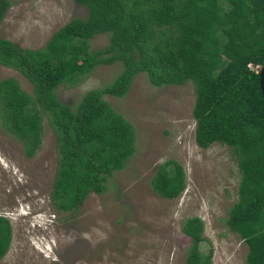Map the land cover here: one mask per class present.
I'll return each mask as SVG.
<instances>
[{
    "label": "trees",
    "instance_id": "1",
    "mask_svg": "<svg viewBox=\"0 0 264 264\" xmlns=\"http://www.w3.org/2000/svg\"><path fill=\"white\" fill-rule=\"evenodd\" d=\"M74 1L86 7V18L70 19L40 48L0 37V64L19 71L33 92L12 77L1 79L0 124L33 156L46 113L58 149L53 206L70 212L90 192H104L108 178L135 152L133 126L103 95H125L140 72L156 87L191 80L197 145L220 143L237 154L238 199L227 227L247 245L245 264H264V97L258 74L264 65V0ZM10 5L0 0V21ZM102 33L107 44L91 49L90 39ZM116 62L121 70L115 78L86 91L75 107L57 99L59 85L76 84L97 65ZM151 186L163 198L177 197L185 187L182 166L160 164ZM182 231L192 242L186 264H212L211 251L199 249L203 221L188 217ZM11 239L10 221L0 216V259Z\"/></svg>",
    "mask_w": 264,
    "mask_h": 264
},
{
    "label": "rangeland",
    "instance_id": "2",
    "mask_svg": "<svg viewBox=\"0 0 264 264\" xmlns=\"http://www.w3.org/2000/svg\"><path fill=\"white\" fill-rule=\"evenodd\" d=\"M0 21V37L21 47H42L70 19L86 18L74 0H10ZM102 33L91 49L108 42ZM119 62L99 64L76 84H61L56 97L72 107L89 89L102 87L120 72ZM12 77L32 95V85L17 70L0 64V80ZM135 131V152L108 178L102 193L90 192L75 210L58 211L50 192L58 168L56 135L42 112L41 144L27 156L23 143L0 124V216L7 217L12 239L0 264H186L191 239L186 218L203 221L199 249L211 251L212 264H245L247 245L228 229L230 207L238 199L240 173L232 147L195 141L192 106L195 86L152 85L138 73L121 97L103 95ZM182 166L185 187L173 199L154 192L158 166Z\"/></svg>",
    "mask_w": 264,
    "mask_h": 264
},
{
    "label": "water",
    "instance_id": "3",
    "mask_svg": "<svg viewBox=\"0 0 264 264\" xmlns=\"http://www.w3.org/2000/svg\"><path fill=\"white\" fill-rule=\"evenodd\" d=\"M259 85L262 92V95L264 97V65L259 69Z\"/></svg>",
    "mask_w": 264,
    "mask_h": 264
},
{
    "label": "built area",
    "instance_id": "4",
    "mask_svg": "<svg viewBox=\"0 0 264 264\" xmlns=\"http://www.w3.org/2000/svg\"><path fill=\"white\" fill-rule=\"evenodd\" d=\"M249 67H251L252 68V66L249 64ZM257 68H258V66H256ZM254 68V67H253Z\"/></svg>",
    "mask_w": 264,
    "mask_h": 264
}]
</instances>
